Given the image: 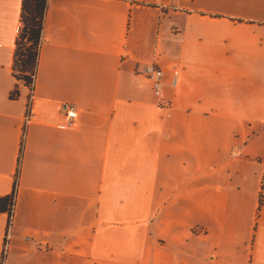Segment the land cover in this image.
Here are the masks:
<instances>
[{
  "label": "crops",
  "instance_id": "0c3cea01",
  "mask_svg": "<svg viewBox=\"0 0 264 264\" xmlns=\"http://www.w3.org/2000/svg\"><path fill=\"white\" fill-rule=\"evenodd\" d=\"M21 1L0 0V264H264V0H47L32 95Z\"/></svg>",
  "mask_w": 264,
  "mask_h": 264
},
{
  "label": "trees",
  "instance_id": "16d2710c",
  "mask_svg": "<svg viewBox=\"0 0 264 264\" xmlns=\"http://www.w3.org/2000/svg\"><path fill=\"white\" fill-rule=\"evenodd\" d=\"M47 0H22L20 27L15 41L13 56V76L15 79L28 86L31 75L36 71L39 46L42 39V30ZM18 94L15 88L11 98ZM11 196L0 197V213L6 212L11 204Z\"/></svg>",
  "mask_w": 264,
  "mask_h": 264
},
{
  "label": "built area",
  "instance_id": "2783aa9c",
  "mask_svg": "<svg viewBox=\"0 0 264 264\" xmlns=\"http://www.w3.org/2000/svg\"><path fill=\"white\" fill-rule=\"evenodd\" d=\"M142 73L145 75V77L149 80L151 84V89L154 97L157 99V105L160 108L167 107V104L164 103V100L162 99V88L164 86L163 84V71L160 67L157 65L151 63L143 66ZM33 81H34V74L31 75V82L27 86L28 91H30V95H32V87H33ZM175 85V78L172 81V86ZM62 111L65 116L66 126L67 127H73L76 124L77 119V112L74 107L71 105L64 103L62 104ZM28 117H25L24 121L25 123H28ZM13 204L14 201H11V204L8 208V224L6 227V233L4 237V243H3V252H6L8 248L9 243V237H10V226H11V218L13 214Z\"/></svg>",
  "mask_w": 264,
  "mask_h": 264
},
{
  "label": "rangeland",
  "instance_id": "374dc122",
  "mask_svg": "<svg viewBox=\"0 0 264 264\" xmlns=\"http://www.w3.org/2000/svg\"><path fill=\"white\" fill-rule=\"evenodd\" d=\"M243 192L246 193L244 195H240L239 197H242V199H237V200H231L229 201L228 204V211L232 210V211H247L248 209V205L250 204V197L251 195L248 193L247 188H243ZM232 206L235 207V209L231 208ZM233 254H235L233 252Z\"/></svg>",
  "mask_w": 264,
  "mask_h": 264
}]
</instances>
